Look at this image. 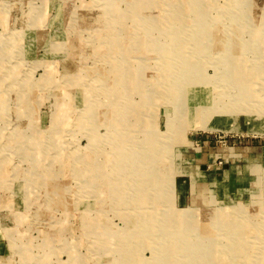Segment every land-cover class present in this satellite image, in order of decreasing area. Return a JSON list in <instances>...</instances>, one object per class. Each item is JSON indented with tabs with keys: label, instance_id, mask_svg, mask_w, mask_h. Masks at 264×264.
<instances>
[{
	"label": "rangeland",
	"instance_id": "1",
	"mask_svg": "<svg viewBox=\"0 0 264 264\" xmlns=\"http://www.w3.org/2000/svg\"><path fill=\"white\" fill-rule=\"evenodd\" d=\"M0 264H264V0H0Z\"/></svg>",
	"mask_w": 264,
	"mask_h": 264
},
{
	"label": "bare ground",
	"instance_id": "2",
	"mask_svg": "<svg viewBox=\"0 0 264 264\" xmlns=\"http://www.w3.org/2000/svg\"><path fill=\"white\" fill-rule=\"evenodd\" d=\"M120 23V22H119ZM2 106H3V104H2ZM1 106V107H2ZM4 108V107H3ZM154 139V138H153ZM155 144V143H154ZM144 152V151H143ZM155 154V153H154ZM152 156V155H151ZM144 157V156H143ZM159 157V156H158ZM154 158H156V157H154ZM160 158V157H159ZM142 160V159H141ZM141 162H143V161H141ZM137 165V164H136ZM179 218V217H178ZM181 218V217H180ZM182 219V218H181ZM172 224V223H171ZM206 229V228H205ZM172 231V230H171ZM179 238V237H178ZM173 239V238H172Z\"/></svg>",
	"mask_w": 264,
	"mask_h": 264
}]
</instances>
